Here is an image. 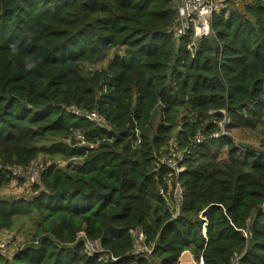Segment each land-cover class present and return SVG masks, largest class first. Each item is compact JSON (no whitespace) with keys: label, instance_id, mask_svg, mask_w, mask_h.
<instances>
[{"label":"trees","instance_id":"1","mask_svg":"<svg viewBox=\"0 0 264 264\" xmlns=\"http://www.w3.org/2000/svg\"><path fill=\"white\" fill-rule=\"evenodd\" d=\"M177 18L174 0H0V188L40 156L78 161L0 199V231L36 218L0 264H264V141L230 135L264 124V0L216 13L192 50ZM188 148L182 172L162 164Z\"/></svg>","mask_w":264,"mask_h":264},{"label":"built area","instance_id":"2","mask_svg":"<svg viewBox=\"0 0 264 264\" xmlns=\"http://www.w3.org/2000/svg\"><path fill=\"white\" fill-rule=\"evenodd\" d=\"M174 3L177 6L178 12L177 26L174 28L176 36H184L189 31H193L194 33V42L188 46L189 50H192L194 47H196L197 40L211 35L214 15L221 11L228 10V4L225 0H174ZM72 111L75 115L81 118H85L92 123L105 127L108 130L111 129V125L107 122V120L97 112L80 110L76 107H73ZM225 135H227V132L226 128L223 125L221 132L216 133L213 137L219 138ZM78 137L82 139L81 136ZM203 141V135L198 133L193 140V147L202 143ZM191 151L192 148H188L183 152L171 149L168 153L163 155L161 162L163 165L169 167L175 172L180 173L184 170V168L181 167V163L186 156L190 155ZM46 166L48 165L39 162H33L28 167L15 166L11 168V174L14 177V180L24 179L30 186H32L38 182L39 177ZM160 191L164 195H169L170 192L168 191L167 194L164 189H160ZM171 191L174 199L181 203L182 194L180 187L178 186L175 189H172L171 187ZM136 236L138 244L143 243L144 235L141 230L136 231ZM98 245V243L87 242L86 246L88 252L91 255H93L94 253H102L103 249L100 247V245ZM140 247L143 252L150 253V250L147 247ZM8 248L9 242L3 237H0V253H6ZM91 248L93 249V251H90ZM102 257L104 258V256Z\"/></svg>","mask_w":264,"mask_h":264},{"label":"rangeland","instance_id":"3","mask_svg":"<svg viewBox=\"0 0 264 264\" xmlns=\"http://www.w3.org/2000/svg\"><path fill=\"white\" fill-rule=\"evenodd\" d=\"M228 4L229 9L231 10L233 7H240L243 2H247L248 0H225ZM115 52L111 53L109 58L102 63L97 65H88V69H102L106 67L109 63L110 58L114 55ZM230 135L236 140V142L243 147H255L259 148L264 141V124H260L256 129H234L231 131ZM227 157L226 152L221 153L220 159H225ZM45 165L57 164L60 167H65L69 163H78L75 160H66L61 157L50 158L47 156H40L36 161ZM24 179H20L18 181H13L12 183L3 186L0 188V199H31L33 197V188L26 183H21L20 181ZM36 218H24L19 217L16 218L15 227L12 230H3L0 231V237H3L9 242V248L5 253L7 256L13 254L22 246L27 245L30 242L29 235L31 230L33 231L34 224ZM27 236V237H26ZM19 238V239H17ZM96 246V245H95ZM99 246V245H98ZM92 247V246H90ZM97 247V246H96ZM95 247V248H96ZM98 248V247H97ZM90 251H93L91 248ZM191 264H200L195 258L188 254ZM182 262V261H181ZM182 264V263H181ZM184 264V263H183Z\"/></svg>","mask_w":264,"mask_h":264},{"label":"crops","instance_id":"4","mask_svg":"<svg viewBox=\"0 0 264 264\" xmlns=\"http://www.w3.org/2000/svg\"><path fill=\"white\" fill-rule=\"evenodd\" d=\"M191 254L192 258L194 257L191 252H185L183 255Z\"/></svg>","mask_w":264,"mask_h":264},{"label":"water","instance_id":"5","mask_svg":"<svg viewBox=\"0 0 264 264\" xmlns=\"http://www.w3.org/2000/svg\"><path fill=\"white\" fill-rule=\"evenodd\" d=\"M24 106L28 107V106H29V104H28L27 102H25V103H24Z\"/></svg>","mask_w":264,"mask_h":264},{"label":"clouds","instance_id":"6","mask_svg":"<svg viewBox=\"0 0 264 264\" xmlns=\"http://www.w3.org/2000/svg\"><path fill=\"white\" fill-rule=\"evenodd\" d=\"M33 66H34V65H32V64H29V65H28V67H33Z\"/></svg>","mask_w":264,"mask_h":264}]
</instances>
